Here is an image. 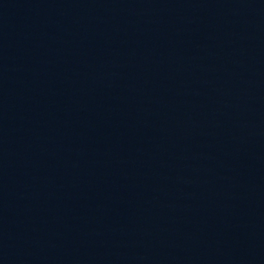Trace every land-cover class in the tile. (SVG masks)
<instances>
[{
	"label": "water",
	"instance_id": "obj_1",
	"mask_svg": "<svg viewBox=\"0 0 264 264\" xmlns=\"http://www.w3.org/2000/svg\"><path fill=\"white\" fill-rule=\"evenodd\" d=\"M264 0H0V264H253Z\"/></svg>",
	"mask_w": 264,
	"mask_h": 264
}]
</instances>
